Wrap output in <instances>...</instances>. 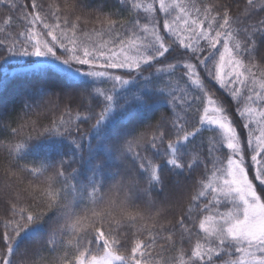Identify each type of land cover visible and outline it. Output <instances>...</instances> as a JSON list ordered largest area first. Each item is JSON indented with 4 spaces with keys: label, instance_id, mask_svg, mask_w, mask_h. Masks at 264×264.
Returning a JSON list of instances; mask_svg holds the SVG:
<instances>
[{
    "label": "snow or ice",
    "instance_id": "1",
    "mask_svg": "<svg viewBox=\"0 0 264 264\" xmlns=\"http://www.w3.org/2000/svg\"><path fill=\"white\" fill-rule=\"evenodd\" d=\"M0 4V264H264V0Z\"/></svg>",
    "mask_w": 264,
    "mask_h": 264
},
{
    "label": "trees",
    "instance_id": "2",
    "mask_svg": "<svg viewBox=\"0 0 264 264\" xmlns=\"http://www.w3.org/2000/svg\"><path fill=\"white\" fill-rule=\"evenodd\" d=\"M38 2H40V0H38ZM7 13V5L0 4V16H3ZM14 14L15 13H13V15ZM22 87L23 85L20 84L13 85L7 92L0 94V110H3L9 114H14L16 111H18L20 107L18 92ZM218 95H220L224 99L226 105L229 103L228 98L224 96L223 93L218 92ZM7 163L8 161L6 159V153L2 149H0V182H2L4 178L3 171L4 168L7 166ZM164 177L166 181L165 192L160 194L161 197L168 195V190L172 187L171 181L174 179V177H172L167 171H165Z\"/></svg>",
    "mask_w": 264,
    "mask_h": 264
}]
</instances>
